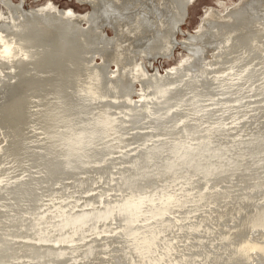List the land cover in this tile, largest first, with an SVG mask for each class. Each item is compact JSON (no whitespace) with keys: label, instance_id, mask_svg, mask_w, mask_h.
<instances>
[{"label":"water","instance_id":"1","mask_svg":"<svg viewBox=\"0 0 264 264\" xmlns=\"http://www.w3.org/2000/svg\"><path fill=\"white\" fill-rule=\"evenodd\" d=\"M0 264H264V0H0Z\"/></svg>","mask_w":264,"mask_h":264}]
</instances>
